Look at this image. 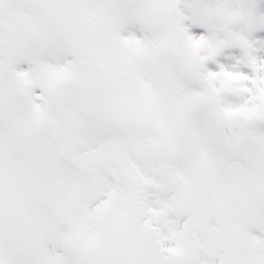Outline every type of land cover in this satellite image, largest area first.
I'll use <instances>...</instances> for the list:
<instances>
[{
	"label": "snow or ice",
	"instance_id": "1",
	"mask_svg": "<svg viewBox=\"0 0 264 264\" xmlns=\"http://www.w3.org/2000/svg\"><path fill=\"white\" fill-rule=\"evenodd\" d=\"M0 264H264V0H0Z\"/></svg>",
	"mask_w": 264,
	"mask_h": 264
}]
</instances>
